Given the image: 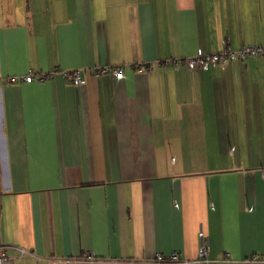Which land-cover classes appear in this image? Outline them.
I'll list each match as a JSON object with an SVG mask.
<instances>
[{
    "label": "crops",
    "instance_id": "crops-1",
    "mask_svg": "<svg viewBox=\"0 0 264 264\" xmlns=\"http://www.w3.org/2000/svg\"><path fill=\"white\" fill-rule=\"evenodd\" d=\"M225 44L264 47V0H0L12 264H176L156 257L195 260L200 232L191 264H264V56L158 64ZM54 70L85 82L6 81Z\"/></svg>",
    "mask_w": 264,
    "mask_h": 264
},
{
    "label": "built area",
    "instance_id": "built-area-1",
    "mask_svg": "<svg viewBox=\"0 0 264 264\" xmlns=\"http://www.w3.org/2000/svg\"><path fill=\"white\" fill-rule=\"evenodd\" d=\"M264 56V47L258 45H249L240 48L239 50H231L226 44L223 46L222 50L218 52H209L204 53L202 51H198L194 56L186 58V59H165L162 61H158V64H172L174 67L184 66L189 71L195 70H206L211 66H215L218 64H224L229 61H236V60H244L249 57H259ZM122 67L116 68H101L98 70L99 72H107L111 71L113 76L116 78H121L123 75ZM151 65L150 64H140L136 67L138 72H146L150 71ZM61 76L65 79H68L73 85L80 86L84 84V79L80 75L79 70H72V71H51L48 73H33L29 72L28 74L22 76H13L6 78L8 84H17V83H32V82H45L46 80L52 79L55 76ZM200 246L198 249V255L195 260H182L179 258V255L175 252L171 253L168 256L158 255L156 260L158 263H167V262H174L176 264H191V263H198V262H205L208 261V253H209V241L208 237L203 233L200 232ZM24 252V251H22ZM85 260L92 261L94 260V256L91 253H87L83 256ZM254 261L264 260L259 257H254ZM0 264H12V260L6 254L5 247L0 245Z\"/></svg>",
    "mask_w": 264,
    "mask_h": 264
}]
</instances>
